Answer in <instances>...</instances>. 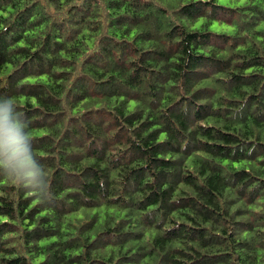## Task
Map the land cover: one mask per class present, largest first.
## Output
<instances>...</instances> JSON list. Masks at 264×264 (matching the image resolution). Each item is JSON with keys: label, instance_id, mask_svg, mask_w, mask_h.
<instances>
[{"label": "trees", "instance_id": "trees-1", "mask_svg": "<svg viewBox=\"0 0 264 264\" xmlns=\"http://www.w3.org/2000/svg\"><path fill=\"white\" fill-rule=\"evenodd\" d=\"M9 99L0 264H264V0H0Z\"/></svg>", "mask_w": 264, "mask_h": 264}, {"label": "clouds", "instance_id": "clouds-1", "mask_svg": "<svg viewBox=\"0 0 264 264\" xmlns=\"http://www.w3.org/2000/svg\"><path fill=\"white\" fill-rule=\"evenodd\" d=\"M12 104L13 101L9 99L7 104L0 105V156L7 158L16 178L23 179L31 189L27 194L38 203L45 204L44 189L47 185L41 177L47 174L46 171H41V167L33 159L34 149L29 152L25 141H32V137L28 131L25 135L20 134L21 129L26 126L15 118Z\"/></svg>", "mask_w": 264, "mask_h": 264}, {"label": "rangeland", "instance_id": "rangeland-1", "mask_svg": "<svg viewBox=\"0 0 264 264\" xmlns=\"http://www.w3.org/2000/svg\"><path fill=\"white\" fill-rule=\"evenodd\" d=\"M214 27H217V28H222L223 26H221V25H217V24H214L213 25Z\"/></svg>", "mask_w": 264, "mask_h": 264}]
</instances>
